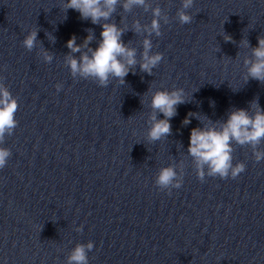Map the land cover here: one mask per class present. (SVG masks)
Instances as JSON below:
<instances>
[{
  "label": "water",
  "instance_id": "water-1",
  "mask_svg": "<svg viewBox=\"0 0 264 264\" xmlns=\"http://www.w3.org/2000/svg\"><path fill=\"white\" fill-rule=\"evenodd\" d=\"M66 2L0 0V84L18 102L17 127L0 144L11 152L0 169V264H67L89 242L88 264H264V159L232 141L233 165L245 171L201 182L187 152L193 128L219 129L237 109L252 116L254 100L264 109V84L245 82V61H255L264 38V0H194L185 25L176 15L182 0H145L127 12L118 0L95 25L66 13ZM157 7L161 36L136 33ZM104 23L124 29L122 41L137 53L123 85L74 77L66 63L88 51L70 53L67 41L74 35L82 45L90 30L94 50ZM33 30L28 51L23 40ZM146 38L150 55L163 54L151 76L139 68ZM179 88L189 102L177 107L172 134L149 143L152 95ZM188 113L197 118L185 126ZM257 147L264 151V139ZM169 166L183 180L170 194L155 186Z\"/></svg>",
  "mask_w": 264,
  "mask_h": 264
},
{
  "label": "clouds",
  "instance_id": "clouds-1",
  "mask_svg": "<svg viewBox=\"0 0 264 264\" xmlns=\"http://www.w3.org/2000/svg\"><path fill=\"white\" fill-rule=\"evenodd\" d=\"M118 0H67L63 4L65 12L69 9L80 14L81 20H90L92 24H99L101 20H109L115 12ZM194 0H182L181 9L177 11L179 23L181 25L190 24L193 17L187 14V10L192 8ZM133 6H145V0H125L122 5L124 11H131ZM148 8L145 7V11ZM153 19L150 27L140 25L136 22L134 29L136 33L142 30L148 35L155 33L157 37L161 36L160 19L161 9L159 7L152 9ZM102 31L100 33V42L93 50L88 48L93 40V35L89 30V35L85 38L82 45H77L76 37L73 35L66 43L70 53H81L82 48L88 49L87 52L81 53L80 59L77 60L73 55L66 57V63L70 69L72 76L79 74L87 80L93 78L97 80L98 86L107 87L109 76L117 79L120 85L125 83V77L129 72L137 66L136 50L127 47L121 37L124 35V29H119L114 23H104L100 25ZM52 39V38H50ZM225 42H233L231 36H224ZM37 40V31H31L23 40V46L28 51L35 47ZM257 46L252 49V55L255 61H245V64H251L248 69V79L259 81L264 84V38L257 37ZM243 46L250 47L247 40H242ZM153 48L150 39L143 40V52L141 53L142 63L139 64L140 71L151 76L153 69L156 68L163 59L162 53L150 55ZM90 53V54H89ZM45 60L51 62L53 57L44 54ZM57 92L61 89L56 86ZM184 89L159 90L152 95L151 109L153 114L149 117L150 128L147 134V141L155 143L161 139H166L172 134V126L170 121L177 115V107L188 103L185 98ZM250 109H254L252 116L248 111L237 109L229 113L227 121L223 123L219 129L215 126H206L205 128H193L190 132L188 155L195 162L197 178L203 182L205 176L219 177L224 180L229 178L236 179L237 176L245 171L244 163H236L233 165L234 151L231 146L232 141L238 145H251L254 149L253 156L256 162L264 159V151H259L258 145L264 139V109L260 108L258 100H254ZM18 110V102L13 98L10 91L0 84V144L4 142L5 134L11 136L13 130L17 127L18 122L14 116ZM164 117L157 119L156 113ZM192 117H196L195 113H188L183 124L186 126L191 122ZM11 152L6 148L0 147V169L6 166ZM207 169V171H205ZM183 180L177 179V172L174 167H164L159 171L155 178V186L161 191L171 189H179ZM42 231V230H41ZM94 245L92 242L87 244H78L71 251L67 259V264H88L87 253L92 251Z\"/></svg>",
  "mask_w": 264,
  "mask_h": 264
}]
</instances>
